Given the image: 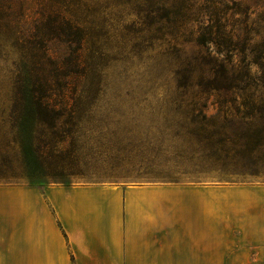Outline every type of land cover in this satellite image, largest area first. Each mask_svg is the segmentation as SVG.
I'll return each instance as SVG.
<instances>
[{
  "label": "rangeland",
  "instance_id": "rangeland-1",
  "mask_svg": "<svg viewBox=\"0 0 264 264\" xmlns=\"http://www.w3.org/2000/svg\"><path fill=\"white\" fill-rule=\"evenodd\" d=\"M86 2L85 39L37 43V60L45 49L60 59L45 57L36 74L97 90L98 99L85 104L72 145L43 146L36 162L25 161L9 115L27 45L0 32V185L207 184L216 190L217 246L247 245L261 207L248 190L264 186V0ZM214 88L240 97L201 102L197 117L172 97ZM204 129L224 131L207 140ZM240 136L243 147L233 143Z\"/></svg>",
  "mask_w": 264,
  "mask_h": 264
},
{
  "label": "crops",
  "instance_id": "crops-1",
  "mask_svg": "<svg viewBox=\"0 0 264 264\" xmlns=\"http://www.w3.org/2000/svg\"><path fill=\"white\" fill-rule=\"evenodd\" d=\"M248 191L254 238L232 248L207 184L0 185V264H264V186Z\"/></svg>",
  "mask_w": 264,
  "mask_h": 264
},
{
  "label": "trees",
  "instance_id": "trees-1",
  "mask_svg": "<svg viewBox=\"0 0 264 264\" xmlns=\"http://www.w3.org/2000/svg\"><path fill=\"white\" fill-rule=\"evenodd\" d=\"M88 12L86 0H0V32H12L14 40L27 45L26 55L22 56V61L16 66L13 106L9 114L15 131L14 141L19 144L27 163L38 161L40 151L44 153L43 146L65 147L68 141L72 145L83 114L87 111L85 104L98 99L97 90H72L69 87L49 85L46 74H36L41 61L47 64L45 57L54 62L60 59L45 49L43 57L37 60V43L59 39L74 43L77 35L85 39ZM207 40L204 35L203 39H196V44H203ZM78 56L80 60L82 52L79 49ZM231 93L214 88L176 92L172 97L185 102L187 110L197 117L201 113L199 103L203 102V106L208 108L210 100L227 103L240 97ZM204 116L207 117V114L204 113ZM224 126L220 125L219 128ZM41 127L48 128L49 135L38 132ZM220 129L214 132L204 129L202 131L207 133L199 134L200 138L212 140L215 134H222L220 131L224 130ZM226 140L218 138L216 142ZM237 141L233 143L242 147L247 143L242 136Z\"/></svg>",
  "mask_w": 264,
  "mask_h": 264
}]
</instances>
